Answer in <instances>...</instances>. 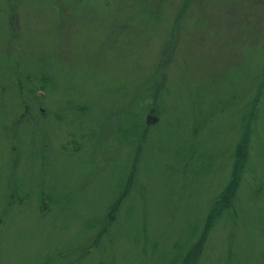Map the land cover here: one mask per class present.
I'll use <instances>...</instances> for the list:
<instances>
[{
  "label": "rangeland",
  "instance_id": "374dc122",
  "mask_svg": "<svg viewBox=\"0 0 264 264\" xmlns=\"http://www.w3.org/2000/svg\"><path fill=\"white\" fill-rule=\"evenodd\" d=\"M189 260L264 264V0H0V264Z\"/></svg>",
  "mask_w": 264,
  "mask_h": 264
},
{
  "label": "trees",
  "instance_id": "16d2710c",
  "mask_svg": "<svg viewBox=\"0 0 264 264\" xmlns=\"http://www.w3.org/2000/svg\"><path fill=\"white\" fill-rule=\"evenodd\" d=\"M249 129V128H248ZM245 139L241 143H239L235 149L234 153V163H233V168L231 171V176L230 179L227 183V185L224 187V189L220 192V194L215 198L214 200V205L212 210L208 214V218L211 220H215L217 217L221 215V213L224 210H232V208L235 206L234 202V196L236 194L238 185H239V180H238V170H239V163L244 159L243 155V148H245ZM115 210H113L111 213H113ZM112 214L108 216V218H111ZM201 249V246L193 249V251L196 253V251L199 253ZM196 256H194L195 258ZM192 260V259H191ZM189 260V264L190 261Z\"/></svg>",
  "mask_w": 264,
  "mask_h": 264
}]
</instances>
